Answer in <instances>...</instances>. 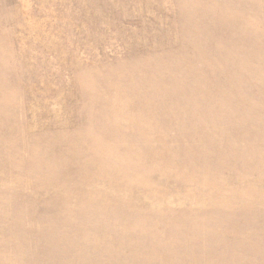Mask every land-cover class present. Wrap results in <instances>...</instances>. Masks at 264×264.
Instances as JSON below:
<instances>
[{
  "label": "rangeland",
  "instance_id": "obj_1",
  "mask_svg": "<svg viewBox=\"0 0 264 264\" xmlns=\"http://www.w3.org/2000/svg\"><path fill=\"white\" fill-rule=\"evenodd\" d=\"M0 264H264V0H0Z\"/></svg>",
  "mask_w": 264,
  "mask_h": 264
}]
</instances>
